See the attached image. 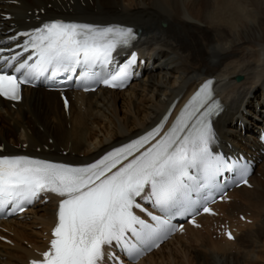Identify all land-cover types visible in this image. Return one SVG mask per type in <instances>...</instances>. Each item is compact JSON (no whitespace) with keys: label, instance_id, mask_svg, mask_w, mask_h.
<instances>
[{"label":"bare ground","instance_id":"1","mask_svg":"<svg viewBox=\"0 0 264 264\" xmlns=\"http://www.w3.org/2000/svg\"><path fill=\"white\" fill-rule=\"evenodd\" d=\"M0 11L14 15L12 20L0 17V37L14 25L37 26L39 17L126 24L139 33L136 46L156 63L154 70L124 91L76 95L70 116L53 91L27 89L17 109L0 101L5 108L0 109V146L5 147L0 154L26 152L73 163L93 161L150 130L172 104L186 102L211 77L225 106L214 122L219 142L252 153L258 148L255 131L264 129V0H3ZM251 181L253 188L241 186L231 193L230 202L218 205L222 221L229 219L237 227L234 241L206 240L203 257L180 258L172 247L174 240H180L183 252L193 240H203L216 219L206 215L201 218L202 229L188 226L186 235L164 243L139 264H262L261 257L246 249L257 233L253 227L260 209L264 212L256 173ZM55 212L56 203L51 201L30 209L23 219L1 222L13 233L14 245L0 241V264H24L35 256V248H44ZM240 214L253 222L241 221ZM249 228L254 230L248 233ZM0 234L8 236L2 230Z\"/></svg>","mask_w":264,"mask_h":264},{"label":"snow or ice","instance_id":"2","mask_svg":"<svg viewBox=\"0 0 264 264\" xmlns=\"http://www.w3.org/2000/svg\"><path fill=\"white\" fill-rule=\"evenodd\" d=\"M18 37L23 38L22 44ZM8 39L22 49L14 55H0V97L12 101L21 99L22 85L77 67L86 69L85 75L102 78L105 85L123 87L136 59L133 53L115 72L92 71L98 65H110L113 53L137 39L131 27L122 25L53 19ZM6 50L12 51L0 47V53ZM212 84V80L205 81L167 128L171 113L150 131L94 162L74 165L0 154V208L12 204L23 210V205L42 194L60 198L50 246L30 264H120L106 249L119 247L136 258L174 228L173 216L194 215L197 205L210 212L204 206L207 201L193 200L192 194L217 187L222 173H238L240 182L247 184L248 162L230 160L215 150L217 136L211 118L222 105L214 97ZM228 236L232 238L230 232Z\"/></svg>","mask_w":264,"mask_h":264},{"label":"rangeland","instance_id":"3","mask_svg":"<svg viewBox=\"0 0 264 264\" xmlns=\"http://www.w3.org/2000/svg\"><path fill=\"white\" fill-rule=\"evenodd\" d=\"M77 5H78V3H77ZM104 10H105V8H104ZM165 26H167L168 24H164ZM182 36H184V38H185V36H187V35H182ZM188 37V36H187ZM189 43V42H188ZM187 43V44H188ZM199 54H200V52H199ZM243 80V79H242ZM241 80V81H242ZM259 91V90H258ZM259 92H261V91H259ZM259 92H257L256 91V94H257V96L256 97H254V98H256V99H258V98H260V96H259ZM261 166V165H260ZM260 171H258V174H256V179L258 180V182L260 183V186H259V188H260V192H261V200L262 199H264V165L262 166V167H260V169H259ZM261 208V207H260ZM259 208V209H260ZM260 214H259V216H261L260 217V219L258 218V221H257V223L258 224H256L255 225V227H253L255 230H256V234L254 235V237H253V240L252 241H248V245H247V247H246V249H248V250H252L253 251V253H254V255L255 256H258V257H261L262 259H261V261H260V263H262V264H264V252H263V250H264V212H263V210L262 209H260ZM262 212H263V214H262ZM248 224H250V223H248ZM250 229V230H249ZM248 230H247V232L248 233H250L251 231H253L254 229H252V228H249ZM263 233V234H262ZM209 236V237H208ZM208 238V239H207ZM212 240V239H215L214 237H212V236H210V235H208V233H206V236H205V238H203V240H193V241H196L195 243H192L190 246H188L189 247V249L188 250H186V252H183V251H181L182 249H181V247H180V240H177V242H175L173 245H172V247H173V249L174 250H178V255H179V257L180 258H183V256H185V258H186V256L188 257V258H191L190 256L192 255H194L195 254V257L197 256V257H203V255H204V253H203V251L201 250L202 248H203V250H204V252L206 251L205 250V247H204V245H205V241L206 240ZM193 241H191V242H193ZM215 241V240H214ZM190 242V243H191ZM176 244V245H175ZM251 244V245H250ZM254 245V246H253ZM180 248H179V247ZM176 247V248H175ZM255 247V249H253ZM197 248H199L198 250H197ZM165 254H166V252H165ZM182 256V257H181ZM233 256H234V261L236 260V256H238V255H236V253H234L233 254ZM263 256V257H262ZM194 257V256H193ZM249 262V261H248ZM248 262H245L244 264H249ZM251 264V263H250ZM255 264H259V262L258 263H255Z\"/></svg>","mask_w":264,"mask_h":264},{"label":"water","instance_id":"4","mask_svg":"<svg viewBox=\"0 0 264 264\" xmlns=\"http://www.w3.org/2000/svg\"><path fill=\"white\" fill-rule=\"evenodd\" d=\"M238 79L241 80L242 79V76H239Z\"/></svg>","mask_w":264,"mask_h":264}]
</instances>
